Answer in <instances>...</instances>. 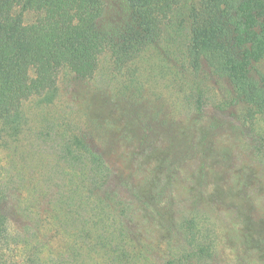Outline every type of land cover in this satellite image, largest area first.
<instances>
[{
  "label": "rangeland",
  "instance_id": "obj_1",
  "mask_svg": "<svg viewBox=\"0 0 264 264\" xmlns=\"http://www.w3.org/2000/svg\"><path fill=\"white\" fill-rule=\"evenodd\" d=\"M193 2L181 0L161 39L121 70L109 50L90 78L62 68L52 100L24 102L18 135L0 119L3 261L264 264V114L251 115L209 64L191 66ZM124 14L105 0L99 26ZM44 16L27 9L23 22ZM81 143L109 166L102 191ZM137 186L152 204H139ZM168 209L170 224L156 213Z\"/></svg>",
  "mask_w": 264,
  "mask_h": 264
},
{
  "label": "trees",
  "instance_id": "obj_2",
  "mask_svg": "<svg viewBox=\"0 0 264 264\" xmlns=\"http://www.w3.org/2000/svg\"><path fill=\"white\" fill-rule=\"evenodd\" d=\"M119 1L124 18L101 28L105 0H0V119L14 135L26 122L23 104L27 99L39 95L48 101L56 96L62 68L68 67L79 78H90L100 54L109 50L115 69L121 70L161 39L166 20L181 2ZM18 6L21 12L14 13ZM27 9L40 10L45 16L25 25L23 11ZM189 18L191 66L198 70L203 62L209 64L232 83L236 100L247 104L251 115L264 114V72L259 65L264 59V0H194ZM31 68L36 72L33 78ZM259 143L264 156V139ZM81 147L97 170L92 183L102 191L109 166L98 150L84 143ZM131 189L139 204H152V194L146 193L149 189ZM156 213L163 219L165 215L170 224L169 209ZM7 222L0 198V249L7 237ZM0 264L8 263L0 257Z\"/></svg>",
  "mask_w": 264,
  "mask_h": 264
}]
</instances>
